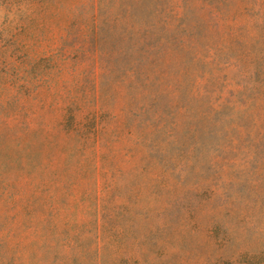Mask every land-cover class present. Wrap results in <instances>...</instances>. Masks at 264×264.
I'll list each match as a JSON object with an SVG mask.
<instances>
[{"label": "rangeland", "instance_id": "1", "mask_svg": "<svg viewBox=\"0 0 264 264\" xmlns=\"http://www.w3.org/2000/svg\"><path fill=\"white\" fill-rule=\"evenodd\" d=\"M0 264H264V0H0Z\"/></svg>", "mask_w": 264, "mask_h": 264}]
</instances>
